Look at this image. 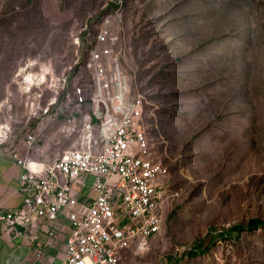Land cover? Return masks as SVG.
<instances>
[{"label": "rangeland", "instance_id": "1", "mask_svg": "<svg viewBox=\"0 0 264 264\" xmlns=\"http://www.w3.org/2000/svg\"><path fill=\"white\" fill-rule=\"evenodd\" d=\"M114 13L117 23L100 28L121 54L130 94L143 98L154 157L170 173L161 233L124 264H264V224L247 230L264 222V0H0L7 137L27 151L34 136L39 161L77 146V135L61 132L74 85L90 82L73 70L75 38ZM48 65L53 77L36 86ZM58 79L67 83L48 107ZM200 242L208 251L191 254Z\"/></svg>", "mask_w": 264, "mask_h": 264}, {"label": "built area", "instance_id": "2", "mask_svg": "<svg viewBox=\"0 0 264 264\" xmlns=\"http://www.w3.org/2000/svg\"><path fill=\"white\" fill-rule=\"evenodd\" d=\"M117 13L103 17L91 30L86 31L85 25L75 38L80 54H75L73 70L89 73L90 82L74 85L73 103L61 132L67 137L77 135V146L53 160L38 161L29 153L35 142L29 135L25 154L11 153L22 169L18 189L23 199L18 208H0V225L23 226L33 240L37 219L52 221L65 214L71 220V231L61 264H123L127 253L147 251L165 225L170 173L154 157L143 124V98L130 94L118 66L121 54L115 53V44L100 28L111 29ZM43 67L35 74L36 86L53 77L52 67ZM58 81L59 86L47 90L52 95L48 107L56 103L67 83L66 79ZM87 105L89 112L83 113ZM5 140L1 135L0 145ZM84 184L93 196L77 203L74 190ZM44 246L45 242H36L38 252Z\"/></svg>", "mask_w": 264, "mask_h": 264}, {"label": "crops", "instance_id": "3", "mask_svg": "<svg viewBox=\"0 0 264 264\" xmlns=\"http://www.w3.org/2000/svg\"><path fill=\"white\" fill-rule=\"evenodd\" d=\"M5 123L0 122V134L5 135L6 140L8 138L0 145V208L9 210L20 207L23 199L18 189V178L22 169L11 158V153L17 152L23 156L26 150L17 145L16 140L11 136L7 137L3 128ZM91 196L93 192L85 184L78 185L74 190L73 197L77 203H84ZM50 230H55L56 234L49 235ZM70 231L71 220L65 214L59 215L52 221L37 219L32 233L33 240L23 226L12 229L0 225V264H61L66 254ZM14 232L17 235L12 236ZM37 241L45 242L41 252H38L36 247Z\"/></svg>", "mask_w": 264, "mask_h": 264}, {"label": "trees", "instance_id": "4", "mask_svg": "<svg viewBox=\"0 0 264 264\" xmlns=\"http://www.w3.org/2000/svg\"><path fill=\"white\" fill-rule=\"evenodd\" d=\"M263 224H264L263 221H260L258 219H251L248 222L247 230L253 231V230H255L256 228H258L259 226H261ZM240 229H241V227H238L237 226V227H234L232 230H230L231 231V232H229L230 233V237L232 236V232L234 230L238 231ZM208 249H209V245H207V246L204 247V242H200L199 245L195 249L192 250L191 254L196 255V254H198V253H200L202 251L203 252L204 251H208Z\"/></svg>", "mask_w": 264, "mask_h": 264}, {"label": "bare ground", "instance_id": "5", "mask_svg": "<svg viewBox=\"0 0 264 264\" xmlns=\"http://www.w3.org/2000/svg\"><path fill=\"white\" fill-rule=\"evenodd\" d=\"M32 83H33V80H32V78H31V76L29 75V76H27L26 78H25V82H24V84L26 85V86H31L32 85ZM2 134H0V136H1Z\"/></svg>", "mask_w": 264, "mask_h": 264}]
</instances>
